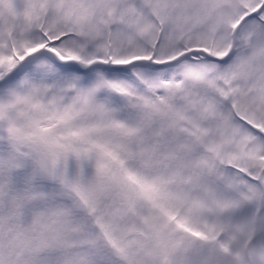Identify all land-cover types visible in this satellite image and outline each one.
Segmentation results:
<instances>
[{"label":"snow or ice","instance_id":"1","mask_svg":"<svg viewBox=\"0 0 264 264\" xmlns=\"http://www.w3.org/2000/svg\"><path fill=\"white\" fill-rule=\"evenodd\" d=\"M0 264H264V0H0Z\"/></svg>","mask_w":264,"mask_h":264}]
</instances>
